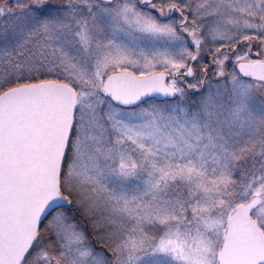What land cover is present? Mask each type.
Returning <instances> with one entry per match:
<instances>
[{
    "label": "snow or ice",
    "instance_id": "snow-or-ice-1",
    "mask_svg": "<svg viewBox=\"0 0 264 264\" xmlns=\"http://www.w3.org/2000/svg\"><path fill=\"white\" fill-rule=\"evenodd\" d=\"M0 264H264V0H0Z\"/></svg>",
    "mask_w": 264,
    "mask_h": 264
}]
</instances>
